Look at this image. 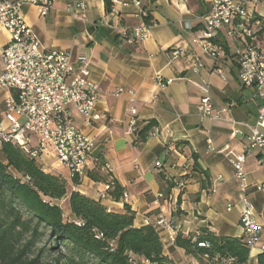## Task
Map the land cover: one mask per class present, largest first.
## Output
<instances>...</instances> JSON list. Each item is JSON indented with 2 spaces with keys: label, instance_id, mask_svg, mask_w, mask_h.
<instances>
[{
  "label": "crops",
  "instance_id": "0c3cea01",
  "mask_svg": "<svg viewBox=\"0 0 264 264\" xmlns=\"http://www.w3.org/2000/svg\"><path fill=\"white\" fill-rule=\"evenodd\" d=\"M140 1L147 12L143 18L133 3L112 4V0H54L44 16L35 5H23L25 21L46 47L69 50L76 66L82 60L88 62L90 77L99 89L96 110L103 116L85 126L83 117L73 111V120L94 140L93 167L95 162H103L94 173L107 181L88 175L74 184L68 170L55 159L36 162L43 171L62 178L68 191L101 200L112 211H123L128 204L135 212V226L144 225V218L170 220L172 227H157L164 253L175 264H187L198 261L169 238L173 228L183 236L201 229L217 236H244L239 181L226 152L245 153L247 196L263 226L260 243L247 262L257 264L256 254L264 244V151H244L247 130L243 124L256 121L262 97L254 86H244L239 80L237 51L244 41L219 32L223 54L215 58L193 43L210 0ZM80 2L86 4L84 20L74 12ZM253 13L264 21V0L253 6ZM146 19L152 23L149 37L140 44L130 43L132 29ZM7 39L0 27V51ZM260 42L264 46V37ZM178 48L181 55L173 58L171 52ZM194 60L202 65L198 72L191 69ZM157 72L164 82H171L158 84L154 79ZM116 88L132 90L134 101H129L127 91L113 95ZM205 94L210 96L213 112L218 113L216 119L198 114L197 105ZM6 95L0 90V119ZM131 106L137 110V131L127 134ZM149 124L161 132L139 140V130ZM261 131L264 134V128ZM189 157L194 161L188 162ZM158 161L162 171L155 167ZM110 179L124 188L119 199L110 195ZM179 181L185 182L182 188L176 187ZM100 192L106 197L100 198Z\"/></svg>",
  "mask_w": 264,
  "mask_h": 264
},
{
  "label": "built area",
  "instance_id": "2783aa9c",
  "mask_svg": "<svg viewBox=\"0 0 264 264\" xmlns=\"http://www.w3.org/2000/svg\"><path fill=\"white\" fill-rule=\"evenodd\" d=\"M53 1L0 0V27L8 35L7 42L0 51V90L7 92L3 118L0 119V147L4 142H12L35 160L53 158L68 170L72 179H80L88 176L93 168L95 142L76 126L73 111L83 117L85 126H92L100 120L103 115L96 110L98 86L90 77L87 61L82 60L76 66L71 62L69 50L46 47L22 15L23 5L31 4L38 8L39 15L44 16L52 8ZM258 1L210 0L209 9L202 19V28L193 38L194 44L215 58L223 54L222 44L217 39L219 32H224L228 38L239 37L244 41V47L237 51L239 80L244 86H254L262 97L256 121L253 124H243L247 130L246 142L243 144L245 152L252 149L264 151V134L261 131L264 128V46L258 39L262 22L253 13V6ZM117 3H133L139 8L137 15L141 18L147 15L140 0H112V4ZM85 9L84 2L77 4L74 12L78 19H85ZM151 26L152 23L142 20L129 34V42L140 44L145 41L150 35ZM171 54L173 58H177L181 55V49H173ZM201 68V63L194 60L191 69L198 72ZM216 72L223 76L220 68H216ZM154 79L160 85L171 82L170 79L164 82L160 72L154 75ZM124 91L129 94V101L133 102L132 90L116 88L113 95L117 96ZM197 110L201 118L218 117V113L213 112L208 94L201 97ZM127 112L129 117L126 133L134 134L137 131V110L131 106ZM160 132L159 128L152 127L146 136L158 135ZM208 142L211 144L210 139ZM226 156L239 181V220L245 243L252 251L260 243L263 226L247 196L245 153L239 154L228 149ZM187 161L194 160L189 157ZM155 167L159 171L163 170L159 161L155 162ZM184 184V181H179L176 187L182 188ZM99 197L105 198V192H100ZM143 224L172 227L171 221L162 216L153 220L144 218ZM175 236L176 229L173 228L169 238L174 241ZM260 249H264V244Z\"/></svg>",
  "mask_w": 264,
  "mask_h": 264
},
{
  "label": "trees",
  "instance_id": "16d2710c",
  "mask_svg": "<svg viewBox=\"0 0 264 264\" xmlns=\"http://www.w3.org/2000/svg\"><path fill=\"white\" fill-rule=\"evenodd\" d=\"M147 23V19L145 20ZM258 39L264 37V21ZM151 124L139 130L144 140ZM88 172L91 179L107 181ZM77 184L79 179H73ZM110 195L119 199L124 188L110 179ZM67 199L70 217L59 202ZM135 212L128 204L112 211L101 200L68 191L66 182L42 170L36 160L12 142L0 147V264H175L163 249L157 227L134 225ZM177 247L200 264H247L251 251L244 236H217L209 229L183 236ZM204 243V245H200ZM264 264V249L256 254Z\"/></svg>",
  "mask_w": 264,
  "mask_h": 264
},
{
  "label": "rangeland",
  "instance_id": "374dc122",
  "mask_svg": "<svg viewBox=\"0 0 264 264\" xmlns=\"http://www.w3.org/2000/svg\"><path fill=\"white\" fill-rule=\"evenodd\" d=\"M61 208L63 209V212H64V216L66 218H69L70 217V214H69V210H68V203H67V199H62L60 202H59ZM44 263H47L49 262V259H45L43 260ZM43 263V264H44ZM187 264H200L199 262H187Z\"/></svg>",
  "mask_w": 264,
  "mask_h": 264
}]
</instances>
